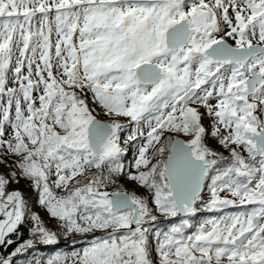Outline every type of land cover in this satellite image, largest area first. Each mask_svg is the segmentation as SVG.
Returning <instances> with one entry per match:
<instances>
[{
  "label": "snow or ice",
  "instance_id": "6c2138e0",
  "mask_svg": "<svg viewBox=\"0 0 264 264\" xmlns=\"http://www.w3.org/2000/svg\"><path fill=\"white\" fill-rule=\"evenodd\" d=\"M0 264H264V0H0Z\"/></svg>",
  "mask_w": 264,
  "mask_h": 264
},
{
  "label": "trees",
  "instance_id": "16d2710c",
  "mask_svg": "<svg viewBox=\"0 0 264 264\" xmlns=\"http://www.w3.org/2000/svg\"><path fill=\"white\" fill-rule=\"evenodd\" d=\"M67 243L62 239L60 246H51V247H44L40 246L37 250L30 253L27 257H20V259H30L32 256L40 257V256H50L54 254L55 252L59 251H67L69 250L68 246H66ZM76 247H80V244H77Z\"/></svg>",
  "mask_w": 264,
  "mask_h": 264
},
{
  "label": "rangeland",
  "instance_id": "374dc122",
  "mask_svg": "<svg viewBox=\"0 0 264 264\" xmlns=\"http://www.w3.org/2000/svg\"><path fill=\"white\" fill-rule=\"evenodd\" d=\"M225 155H227V153H225ZM160 226L161 227H164V225H163V223H160ZM65 241V240H64ZM65 243H67V241H65ZM77 248H79V247H77ZM68 251V250H67ZM59 252H61V251H59ZM62 252H66V251H62Z\"/></svg>",
  "mask_w": 264,
  "mask_h": 264
},
{
  "label": "flooded vegetation",
  "instance_id": "af4514ba",
  "mask_svg": "<svg viewBox=\"0 0 264 264\" xmlns=\"http://www.w3.org/2000/svg\"><path fill=\"white\" fill-rule=\"evenodd\" d=\"M161 223H163L164 227H167L168 226L167 222H163L162 221Z\"/></svg>",
  "mask_w": 264,
  "mask_h": 264
}]
</instances>
